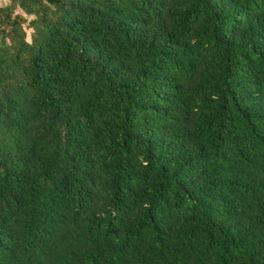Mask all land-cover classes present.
<instances>
[{
	"label": "trees",
	"instance_id": "1",
	"mask_svg": "<svg viewBox=\"0 0 264 264\" xmlns=\"http://www.w3.org/2000/svg\"><path fill=\"white\" fill-rule=\"evenodd\" d=\"M0 7V264H264V0Z\"/></svg>",
	"mask_w": 264,
	"mask_h": 264
},
{
	"label": "rangeland",
	"instance_id": "2",
	"mask_svg": "<svg viewBox=\"0 0 264 264\" xmlns=\"http://www.w3.org/2000/svg\"><path fill=\"white\" fill-rule=\"evenodd\" d=\"M9 3L8 0H0V7H3Z\"/></svg>",
	"mask_w": 264,
	"mask_h": 264
}]
</instances>
